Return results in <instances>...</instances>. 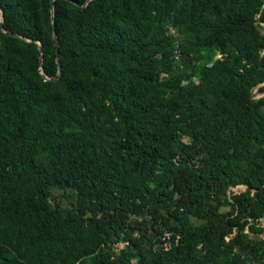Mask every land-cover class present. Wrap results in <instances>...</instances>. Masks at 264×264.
<instances>
[{
	"label": "trees",
	"instance_id": "obj_1",
	"mask_svg": "<svg viewBox=\"0 0 264 264\" xmlns=\"http://www.w3.org/2000/svg\"><path fill=\"white\" fill-rule=\"evenodd\" d=\"M1 22L0 264H264V0H0Z\"/></svg>",
	"mask_w": 264,
	"mask_h": 264
},
{
	"label": "rangeland",
	"instance_id": "obj_2",
	"mask_svg": "<svg viewBox=\"0 0 264 264\" xmlns=\"http://www.w3.org/2000/svg\"><path fill=\"white\" fill-rule=\"evenodd\" d=\"M258 27H259L260 31L264 33V25L262 23H258ZM168 33L174 38L173 59L179 67H182L181 62H180V58H179V55L177 52L178 51L179 34L172 27H168ZM216 56H219V55H216ZM162 75H163V73L159 74V77ZM252 92L254 93L255 96H260L263 94V92L258 91V86L254 87ZM165 94H166L165 90H161L159 92L160 97L165 96ZM243 188L244 187L236 186V187H230V190L239 191V190H242ZM52 193H53L54 199L59 201V202H62L63 205H68L70 202H75V195L71 189H67L65 191H62L59 189H53ZM222 208L227 209L228 205H223ZM120 245H122V243Z\"/></svg>",
	"mask_w": 264,
	"mask_h": 264
},
{
	"label": "water",
	"instance_id": "obj_3",
	"mask_svg": "<svg viewBox=\"0 0 264 264\" xmlns=\"http://www.w3.org/2000/svg\"><path fill=\"white\" fill-rule=\"evenodd\" d=\"M1 11H2V9H1ZM3 28V26H2V22L0 23V29H2ZM11 34V33H10ZM13 35V34H12ZM54 37H55V43L57 44V40H56V32L54 31ZM57 59H58V56H57ZM58 61V68H59V75L61 74V65H60V62H59V60H57ZM54 80V79H53Z\"/></svg>",
	"mask_w": 264,
	"mask_h": 264
},
{
	"label": "built area",
	"instance_id": "obj_4",
	"mask_svg": "<svg viewBox=\"0 0 264 264\" xmlns=\"http://www.w3.org/2000/svg\"><path fill=\"white\" fill-rule=\"evenodd\" d=\"M137 218H139V217H137Z\"/></svg>",
	"mask_w": 264,
	"mask_h": 264
}]
</instances>
